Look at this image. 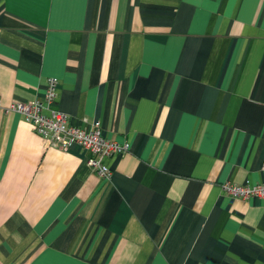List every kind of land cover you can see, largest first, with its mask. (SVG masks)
Masks as SVG:
<instances>
[{"label":"crops","instance_id":"crops-1","mask_svg":"<svg viewBox=\"0 0 264 264\" xmlns=\"http://www.w3.org/2000/svg\"><path fill=\"white\" fill-rule=\"evenodd\" d=\"M127 150L46 145L42 99ZM264 0H0V264H264Z\"/></svg>","mask_w":264,"mask_h":264},{"label":"built area","instance_id":"built-area-1","mask_svg":"<svg viewBox=\"0 0 264 264\" xmlns=\"http://www.w3.org/2000/svg\"><path fill=\"white\" fill-rule=\"evenodd\" d=\"M57 83L58 79L50 78L42 99L14 100L6 109L21 113L33 131L43 137L46 145L62 150H69L73 146L83 149L90 169L99 176L109 178L111 171L104 158L126 151L127 143L107 138L98 124L82 127L72 123L68 113L53 108L56 103ZM262 169L264 170V156ZM221 187L225 194L232 197H263L264 176L255 183L224 181Z\"/></svg>","mask_w":264,"mask_h":264}]
</instances>
